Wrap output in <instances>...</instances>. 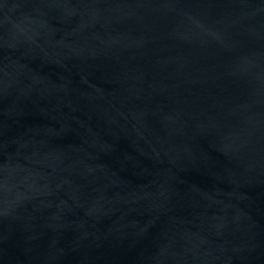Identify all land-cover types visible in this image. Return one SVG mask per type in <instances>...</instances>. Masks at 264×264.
Here are the masks:
<instances>
[{
  "label": "water",
  "instance_id": "1",
  "mask_svg": "<svg viewBox=\"0 0 264 264\" xmlns=\"http://www.w3.org/2000/svg\"><path fill=\"white\" fill-rule=\"evenodd\" d=\"M0 264H264V0H0Z\"/></svg>",
  "mask_w": 264,
  "mask_h": 264
}]
</instances>
